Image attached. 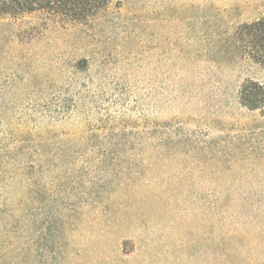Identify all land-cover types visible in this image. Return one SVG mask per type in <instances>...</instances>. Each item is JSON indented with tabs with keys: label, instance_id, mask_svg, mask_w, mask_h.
I'll list each match as a JSON object with an SVG mask.
<instances>
[{
	"label": "rangeland",
	"instance_id": "374dc122",
	"mask_svg": "<svg viewBox=\"0 0 264 264\" xmlns=\"http://www.w3.org/2000/svg\"><path fill=\"white\" fill-rule=\"evenodd\" d=\"M262 18L264 0L0 17V264H264V105L240 101L264 70L233 51Z\"/></svg>",
	"mask_w": 264,
	"mask_h": 264
},
{
	"label": "trees",
	"instance_id": "16d2710c",
	"mask_svg": "<svg viewBox=\"0 0 264 264\" xmlns=\"http://www.w3.org/2000/svg\"><path fill=\"white\" fill-rule=\"evenodd\" d=\"M108 2L109 0H0V17L4 15L15 16L26 13L46 12L51 17L59 20H65L66 22L74 24H83L91 17L96 16L104 10L108 6ZM233 51L241 55V58L251 61L264 70V18L238 27L235 39L233 40ZM84 63L85 62L80 65ZM240 101L241 104L249 110H258L262 108L264 105V87L253 80H245L240 87ZM75 108L76 106H73V109ZM110 119L111 118H108V120ZM100 121L104 123L103 120ZM90 138L92 139L91 142L95 145V149L93 152L90 149L89 151L90 153L96 154L98 150L96 144H98V142L94 136ZM151 141L153 145L159 148L161 146H166L175 149L179 144L168 137L154 138ZM102 155L104 160L107 161L109 159L105 153ZM107 178H111V175H107ZM116 178L121 184L125 182V179H129L127 174H122V176L116 175ZM86 194L89 196L87 207L95 208L99 202L93 200L88 191ZM233 202V206L238 204L236 206L238 211H243L245 207L243 204H247L251 201L244 198H236ZM252 202L257 204L263 203L262 200H252ZM225 207V203L221 202L220 198L215 199L214 211L219 217L218 220L221 224L220 215H223L225 212ZM234 251L235 250L231 247H224L221 249L218 246L215 254L217 260L220 262L219 264H241L242 262L239 260L241 251L239 250L236 256H234Z\"/></svg>",
	"mask_w": 264,
	"mask_h": 264
}]
</instances>
